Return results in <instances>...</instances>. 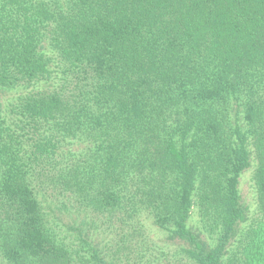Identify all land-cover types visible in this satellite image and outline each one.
Listing matches in <instances>:
<instances>
[{"label": "trees", "instance_id": "16d2710c", "mask_svg": "<svg viewBox=\"0 0 264 264\" xmlns=\"http://www.w3.org/2000/svg\"><path fill=\"white\" fill-rule=\"evenodd\" d=\"M0 92V264L144 256L129 236L123 250L62 231L55 208L147 213L187 264H254L264 0H0ZM253 154L257 228L238 187ZM196 205L213 244L189 225Z\"/></svg>", "mask_w": 264, "mask_h": 264}, {"label": "rangeland", "instance_id": "374dc122", "mask_svg": "<svg viewBox=\"0 0 264 264\" xmlns=\"http://www.w3.org/2000/svg\"><path fill=\"white\" fill-rule=\"evenodd\" d=\"M7 93L0 92L1 103L7 105L9 97ZM5 108V107H4ZM77 148V145H76ZM80 148V147H79ZM257 168V160L253 154L250 167H248L240 176L239 192L242 197V202L249 208V220L247 227L254 226L257 228L262 222V214L259 210L257 186L255 180V172ZM56 204L59 202L55 201ZM54 208V207H53ZM56 214L59 216L62 231H68L69 227L82 226L85 231L91 235L96 242H99L101 247H122L126 245L125 237L128 242L134 247H138V243L143 241L144 256L140 257V250L125 249L121 254L122 260L119 264H187L183 254L180 252L179 245L176 241L168 240L167 231L157 227L153 223L152 217L145 213L139 217V222L131 224H123L118 218L113 217L109 220L107 216H99L97 213L87 211L85 213L76 212V210L67 213L55 208ZM58 220V221H59ZM97 223L99 227H94L90 223ZM189 225L196 231L201 232L203 238L210 243L216 242L217 234L213 232L212 226L205 225L201 209L197 205L194 206ZM71 232L73 230L71 229ZM264 241V235L261 236ZM254 251L257 256H252L254 264H264V253L260 255V247H264V242L255 243ZM234 250H238L234 247ZM227 255L226 257H228ZM261 256V257H260Z\"/></svg>", "mask_w": 264, "mask_h": 264}]
</instances>
